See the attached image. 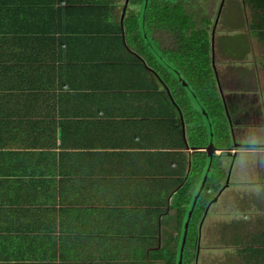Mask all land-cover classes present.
Listing matches in <instances>:
<instances>
[{
	"label": "crops",
	"instance_id": "1",
	"mask_svg": "<svg viewBox=\"0 0 264 264\" xmlns=\"http://www.w3.org/2000/svg\"><path fill=\"white\" fill-rule=\"evenodd\" d=\"M40 1L0 0V100L24 103L14 111L0 106V116H25L0 121V264H162L166 249L181 244L176 199L193 152H208L188 146L191 123L127 40L124 21L137 9H128L129 0ZM210 49L214 71L211 39ZM38 97L53 98L55 107L39 106ZM260 152L239 153L251 156L238 165L242 177L252 163L259 175ZM214 157L225 174L230 158ZM257 202L235 214L225 201L227 220L208 225L216 215L207 217L206 205L193 264L233 254L217 244L231 234L228 223L259 222Z\"/></svg>",
	"mask_w": 264,
	"mask_h": 264
},
{
	"label": "trees",
	"instance_id": "2",
	"mask_svg": "<svg viewBox=\"0 0 264 264\" xmlns=\"http://www.w3.org/2000/svg\"><path fill=\"white\" fill-rule=\"evenodd\" d=\"M129 2L137 9H133L124 21L127 40L139 56L145 59L146 65L152 69L153 76L169 94L171 93L174 103L181 107L185 119L191 123L187 133L188 146L193 149L205 148L208 145L209 134H212L215 148L229 149L231 146L230 131L225 122L224 107L215 87V75L211 67L209 32L212 22L207 18H200L199 23L196 22L175 0H148L146 6H144V0H129ZM21 3L23 5H39L41 1L30 0V2ZM241 5L248 10L243 13V26L248 28L247 30L251 34V43L254 41L263 48L264 0H241ZM161 33L170 37L173 48H161L157 39ZM259 56L261 61L258 59V65L262 67L261 73L264 74V48L260 49ZM136 60L141 64L139 58ZM180 78L182 82L179 81ZM152 89L154 92L157 91L154 83ZM16 94H20V92ZM193 96L199 105L196 110L191 104L194 102ZM42 98L35 99L39 106H46L50 109L55 107L53 98L51 100ZM0 106L11 109L24 106V103L20 97L11 96L2 98ZM201 109H205L207 116H203ZM11 110L14 111V109ZM52 115V113L50 115L37 114V116L33 114L31 118L53 117ZM24 117V115L7 114L0 116V121L8 124L21 123L24 121ZM208 158V153L193 152L192 170L177 193L178 231L183 230L187 213L205 172ZM219 165L220 157H213L205 185L197 199L188 225L183 264H191L194 261L197 244L195 224L200 220L206 205L210 202L211 193L218 192L221 186L224 174ZM256 208L259 212V222L241 220L232 221L226 225V228L231 231V236L227 240L221 239L217 245L231 248L234 252L224 257L225 259H219L217 264H264V196L259 197ZM179 244L178 239L174 252L170 248L166 249L164 257L159 258L162 264H177ZM155 245L154 241L153 247ZM163 247L164 244H161L158 255L162 254Z\"/></svg>",
	"mask_w": 264,
	"mask_h": 264
},
{
	"label": "rangeland",
	"instance_id": "3",
	"mask_svg": "<svg viewBox=\"0 0 264 264\" xmlns=\"http://www.w3.org/2000/svg\"><path fill=\"white\" fill-rule=\"evenodd\" d=\"M175 1L179 2L180 4L182 3V6L184 7L185 11L189 13V15H191L193 19L198 23L200 21V18H207L211 22L214 21L216 10L218 9V6L220 5L221 2V0H175ZM224 2L225 3L221 10V17L216 25V27L218 28L216 29L215 31L216 33L214 34L213 50H214L215 68L216 70L217 68L221 69L222 73L225 70H227L226 68L221 67V61L218 55L219 56L228 55L230 56L228 58L229 64H232V66L229 67V71H225L227 72L226 74L237 78L240 76L238 75L239 74L238 71L240 70V68L244 67L246 74H249V77H251L250 75L253 72L251 68L255 69V67H251L248 65L246 66V64H251V63L257 64L256 62L259 59L257 56L259 54V46L257 44H254V41L253 43L250 42L251 34L248 30H247V34H248L247 37L245 38L242 37L244 31L242 30V28L244 27L246 29V27L243 26V18H244L243 13L248 12V10L246 7L241 5V0H225ZM130 5H131L130 2H128L129 10H130ZM169 38L170 37L166 34L157 37L162 49L172 47L173 43ZM244 53L246 55H244ZM258 76H259V69H258ZM230 78L232 77H229L228 80H230ZM225 83L228 84L227 82ZM250 88H251L250 91L256 92L258 94L257 95L258 97L259 94H261V90H263V88H259L258 83H256L255 86H253V88L252 87ZM259 101L261 103L262 99L259 98ZM262 104L264 105V103ZM202 110L204 111V109ZM262 156H264V153L260 152L259 157ZM250 157L251 156L247 154H239L237 158H235L233 162V167L231 169L230 167L232 165L230 160L228 161V164L226 163L228 169L223 175V180L221 183V185L225 186L224 187L225 189L222 190V192L223 191L224 192L223 193L221 192L222 195L219 197L218 200L212 202V206L210 204L211 206L210 208L211 210L209 211L210 214H207L208 217L211 216L213 213H215V215L218 217L216 218L215 216L209 218V220L207 219L206 221L208 222H206L205 225L211 224L212 221L217 219L222 220V218H224L225 221L227 220L226 219L227 216L224 213H227V211L229 210L222 207V204L225 201H228V206L233 205V212L236 214L239 211L240 205L242 204L246 205V203H250L249 206L253 208L256 199H259V197L264 196V162H261L259 164V166L261 165V168L263 170L262 173V170L259 169V175L258 174L254 175L255 168L253 163L250 164V168L249 171H247V174L244 173L246 177L245 176L242 177L241 170L238 169V165H241L244 160L245 161L247 159L250 160L251 159ZM197 190L198 189H196L195 193L197 192ZM243 194H246L247 196L244 198ZM238 195H240V197L244 199L243 200L241 199L242 201L238 199L239 202H235V198ZM224 209L226 211H224ZM204 214H205V210L203 211L200 220H198L197 223L195 224V228H196L194 229L195 237H197V235L199 236L202 220H204L205 218L203 216ZM191 229L192 228L190 227V230ZM230 235L228 236V238L230 237ZM197 246L198 245L196 244V248ZM193 263L194 261L191 264Z\"/></svg>",
	"mask_w": 264,
	"mask_h": 264
},
{
	"label": "flooded vegetation",
	"instance_id": "4",
	"mask_svg": "<svg viewBox=\"0 0 264 264\" xmlns=\"http://www.w3.org/2000/svg\"><path fill=\"white\" fill-rule=\"evenodd\" d=\"M224 1L225 0H221L220 5L216 10L214 21H212L210 27L209 33H210L211 42L212 39L214 42V34L216 33L215 32L216 29L218 28L216 27V25L221 17V10L225 3ZM242 30H244L242 37L243 38L247 37L248 35L247 29L243 27ZM218 57L220 58L221 61V67L226 68L227 70L225 71H229V67L232 66V64H229L228 58L230 56L218 55ZM253 64L254 63L246 64V66L247 65L252 66ZM251 69L253 72L250 75L251 77H249V74H246L245 72V68L244 67L240 68V70L238 71L239 73L238 75L240 76L237 78L226 74L227 72L225 71L222 73L221 69L219 68H217V70L216 68L214 69V71H216L214 76L215 87L222 104L225 106L224 107L225 122L230 131L231 146L229 147V149H227L228 151L225 154L230 158L231 165H233L234 159L239 155V153H244L245 151L250 152L253 150L256 151L264 150V143L262 144L261 143L262 141L260 139H259L260 142L257 140V134H259V138H261L262 137L261 135L264 134L263 133L264 129L262 130L263 127L261 123V111H260L261 103L259 101V97L257 96L258 94L254 91H250L251 90L250 87L253 88V86H255L256 83L259 84V88L264 89V82H263V76L262 75L258 76L257 66H255V69L253 68ZM229 77L232 78L228 80ZM225 82H227L228 84H226ZM221 187L222 185L220 186V188Z\"/></svg>",
	"mask_w": 264,
	"mask_h": 264
},
{
	"label": "water",
	"instance_id": "5",
	"mask_svg": "<svg viewBox=\"0 0 264 264\" xmlns=\"http://www.w3.org/2000/svg\"><path fill=\"white\" fill-rule=\"evenodd\" d=\"M148 3V0H144V6H146ZM213 38V37H212ZM211 48H212V54H213V59H212V64L214 62V50H213V39H212V42H211ZM214 66V64H213ZM216 72V71H215ZM182 82V80H181ZM202 112L205 114V111L202 110ZM210 125V124H209ZM210 137H212V134L210 135ZM198 150H202V149H199ZM204 151L208 152L210 155H209V162H208V166L206 168V172L202 178V181H201V184L197 190V192L195 193V195L193 196V199H192V202H191V206H190V209L187 213V217H186V220H185V223H184V228H183V233H182V239H181V244H180V249H179V254H178V261H177V264H183L182 261H183V251H184V246H185V243H186V238H187V231H188V225H189V222H190V218H191V215H192V212H193V209L195 207V204L197 202V199L199 198L202 190H203V187L205 185V182H206V178H207V175H208V172L210 170V167H211V163H212V160H213V157L216 153H226L228 150H221V149H216L215 146L213 145V142L212 140L209 141V144H208V147L204 148L203 149ZM225 186H223L219 191H218V194L213 198V200H211L208 204H207V207L210 206V204L213 202V201H216L218 195L220 194V192H222L223 188Z\"/></svg>",
	"mask_w": 264,
	"mask_h": 264
}]
</instances>
